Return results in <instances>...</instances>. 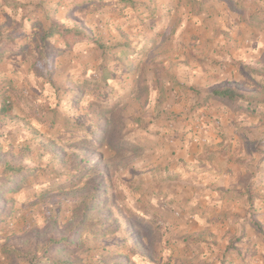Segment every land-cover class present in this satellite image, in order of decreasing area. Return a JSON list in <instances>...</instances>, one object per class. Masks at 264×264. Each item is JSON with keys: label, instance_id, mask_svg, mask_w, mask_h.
<instances>
[{"label": "rangeland", "instance_id": "1", "mask_svg": "<svg viewBox=\"0 0 264 264\" xmlns=\"http://www.w3.org/2000/svg\"><path fill=\"white\" fill-rule=\"evenodd\" d=\"M130 1L0 0V38L14 45L0 56V102L13 103L0 114V264H236L239 249L258 260L246 226L216 255L223 230L197 221L196 194L226 139L231 160L252 156L240 139L264 155V0ZM53 23L85 41H44ZM222 87L258 106L208 98ZM200 114L229 115L228 134L204 143ZM7 166L36 173L8 187Z\"/></svg>", "mask_w": 264, "mask_h": 264}, {"label": "crops", "instance_id": "2", "mask_svg": "<svg viewBox=\"0 0 264 264\" xmlns=\"http://www.w3.org/2000/svg\"><path fill=\"white\" fill-rule=\"evenodd\" d=\"M127 3L132 2L129 0ZM237 104L241 105V103ZM246 109L248 108L246 107ZM250 110L251 109H248L247 111ZM228 118L229 115L227 117L225 115L224 120L226 122L220 123L222 120L219 118V115H210L209 118H206V115L200 114L198 118L191 121L192 132L194 135L200 137L204 143L208 141V143L216 142L211 138L216 137L215 133L220 131V127H222L223 124L225 125V133L228 134ZM218 119H220V121H218ZM238 131H241V129L236 128V132ZM231 139H226L224 143L219 146L220 149H223L225 154L228 155L223 156L219 163L215 160L214 163L210 164L209 172L206 174V189L198 190L196 194V197L201 199V203L199 204L200 213H197V216H200V218H198L197 221L203 220L206 226H212L214 224L215 227L219 226L220 230H223L221 233H219L220 231L217 232L219 233L217 234L218 238L215 236L211 237V243H221L216 255H219L220 258L222 257L223 261L227 259L225 250L227 249L229 241L232 239L228 229L232 227L241 228L240 234L236 236L238 237L243 234V227H251L254 231L251 230L252 232L247 235V238L252 239L253 246L258 242L255 246L259 253L255 256L258 259L256 264H264V240L259 238V230L251 224L252 219L248 216L251 208V198L253 199L252 205L254 207L253 216L264 213V172L262 173L264 170V155H259V139H257L255 144L249 142L248 139H240V147L244 149V152L246 150L248 151V149L251 151L250 146L253 147L252 156L248 157L245 153H242L236 159L231 160L232 158L229 151L231 146L236 143ZM171 143L174 144V140H171ZM253 220L260 223L255 217ZM260 224L262 225V223ZM229 231L232 232L233 230ZM244 239H242L240 243H243ZM240 245L243 246L242 244ZM220 249H223V251ZM241 252V249H239L232 254L236 264H239V262L243 264L244 255H240Z\"/></svg>", "mask_w": 264, "mask_h": 264}, {"label": "trees", "instance_id": "3", "mask_svg": "<svg viewBox=\"0 0 264 264\" xmlns=\"http://www.w3.org/2000/svg\"><path fill=\"white\" fill-rule=\"evenodd\" d=\"M122 2L127 3L129 2V0H122ZM57 36L63 40V43L65 44V46H70L71 44L79 43V42L85 41L86 39V35L82 30L65 28V27L58 25L57 23H53L49 29L45 30L43 32L42 38L44 41H49ZM12 47H14L13 39H9V37H6V36L0 38V56H2L8 48H12ZM23 49L24 48H21V50ZM34 66L38 67L39 64H36ZM123 67L125 66L123 65ZM103 68L104 70L102 73V82H107L110 79L111 74H109V72L105 70V67ZM89 88L92 89L91 86L84 85L82 89L84 91ZM208 98L220 99V100H224V101H228L232 103H243L246 105L248 109H251V110L253 109V107L258 106L257 104L258 100H254L251 96L247 95L245 92H242L232 87L215 89L208 95ZM12 110H13L12 100L10 96H7V94H5L2 97L1 102H0V114L8 116V115H11ZM97 134H98L97 132L94 133V135H97ZM102 136L104 135L102 134ZM3 173H4L3 177L5 178L8 184V187H9V186L16 184L23 177L27 178L28 175H32L33 173L35 174L36 172L35 170L29 169L28 167H24V166H18V167L7 166ZM252 200L253 199L251 198L250 199L251 208H250L248 216H250V218L252 219L251 224L258 230H261L262 225L256 222L255 220H253L254 219V216H253L254 207L252 205L253 203ZM101 231L103 232V230ZM242 239H243V236L240 235L232 239L231 244L237 243L241 241ZM65 241L66 239H62L60 241V244H64L65 251H68V248H72L73 244L70 242H65ZM48 261H49L48 264H70L69 260L66 258H57V259L54 258V259H49Z\"/></svg>", "mask_w": 264, "mask_h": 264}]
</instances>
